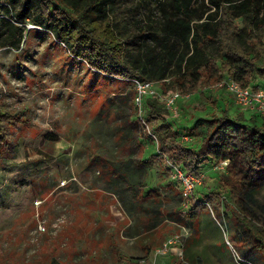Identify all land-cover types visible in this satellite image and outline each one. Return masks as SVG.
Wrapping results in <instances>:
<instances>
[{
    "label": "rangeland",
    "instance_id": "obj_1",
    "mask_svg": "<svg viewBox=\"0 0 264 264\" xmlns=\"http://www.w3.org/2000/svg\"><path fill=\"white\" fill-rule=\"evenodd\" d=\"M28 24L18 50L0 49V136H4L0 146V264H102L100 256L116 257L110 243L102 242V226L87 223L93 212L99 215L103 211L87 203H94L106 190L122 189L128 190L129 201L137 204L131 220L140 226L165 220V224L177 222L180 226L174 225L177 231L168 237L183 235L180 242L160 247L158 252L164 253L153 254L157 260L151 257L155 264H178L184 259V249L182 257L176 255L177 249L184 247L191 225L196 228L200 220L191 223L195 215L189 214L190 207L183 199L181 210L186 214L180 213L179 206L172 210L167 202L171 196L168 191L179 186L171 181V169L161 160L155 144L142 137L137 119L143 112L134 115V105H140L138 85L94 71L49 33L30 29ZM235 24L243 26L242 20H235ZM258 65L264 68V60ZM229 79L224 75L190 98L177 99L172 107L167 106L166 97L180 94L178 91L162 95L161 82L144 88L145 94L154 92L167 108L168 121L180 140L196 150L211 115L224 108L231 116L242 113L245 120L255 118L264 123V114L241 110L231 93L216 87ZM252 86L264 89V76L255 75ZM237 167L242 178L237 185L240 191L232 192L231 187L221 191L217 186L264 239V169L244 171L239 164ZM226 168L220 171L211 163L204 166L205 179L193 197L197 196L201 207L218 221L224 248L232 254L229 264H237L236 255L251 264H264V252L251 247V237L236 225L225 204L218 199L205 202L199 196L206 183L211 189L216 186L210 175L227 181ZM227 182L232 184L233 180ZM148 188L154 190L149 196L139 194ZM115 202V214L124 221L125 204L118 197Z\"/></svg>",
    "mask_w": 264,
    "mask_h": 264
},
{
    "label": "trees",
    "instance_id": "obj_2",
    "mask_svg": "<svg viewBox=\"0 0 264 264\" xmlns=\"http://www.w3.org/2000/svg\"><path fill=\"white\" fill-rule=\"evenodd\" d=\"M0 5V49L18 50L28 22L94 71L136 84L161 82L164 96L194 94L224 75L241 87L250 86L255 75L264 76L258 65L264 60V0H0ZM134 106L135 116L143 112L137 119L142 137L155 144L169 170L171 164L198 174L209 163L229 160L226 179L233 183L213 175L216 186L206 183L199 196L224 203L251 237V247L264 252V239L221 192L241 190L237 164L244 171L264 169V123L245 120L242 113L231 116L224 108L211 115L195 150L180 140L155 93L141 96L139 107ZM190 202L195 215L201 202Z\"/></svg>",
    "mask_w": 264,
    "mask_h": 264
},
{
    "label": "crops",
    "instance_id": "obj_3",
    "mask_svg": "<svg viewBox=\"0 0 264 264\" xmlns=\"http://www.w3.org/2000/svg\"><path fill=\"white\" fill-rule=\"evenodd\" d=\"M154 154L155 153H152L151 155ZM213 175L214 174L210 175L208 178H211ZM113 179L117 180V178ZM115 184L118 186V183ZM151 189L152 188L141 190L139 194L141 196L145 194L149 196L152 191H154ZM127 191L128 190L123 189L106 190L105 194H101L100 198H96L94 203H87L91 204L90 206L92 208L99 206L101 208L100 212L103 211V213H100L99 215L93 212V216L88 217V225L90 224L93 227L102 226L100 227L103 229L102 242L110 243L112 247L110 248V251H115L117 254L116 257H114L115 255L113 254H105L104 256L99 255L100 259L102 264H114V262L116 264H124L127 261H132L136 264L139 258H145L148 262H151L148 264H155L151 260V257L156 259L153 254H155V252L163 245L169 235L176 233L177 228L180 226L177 222H169L168 224H165L164 222L166 220L154 226H140L131 220L132 217L135 216L134 212L138 207L136 206L137 204L129 201ZM94 195L96 194L94 193ZM115 196H117L118 199L122 200L125 204L123 213L125 217L126 215L127 217L124 221L120 220L121 215L119 217L115 214V200L117 198ZM193 198L196 199V202L199 201L197 196H194ZM168 199L169 200L167 202L171 205L172 210L175 209L176 206H179L180 208L178 207V209L180 210L183 209L184 202L181 198L179 188L177 189L172 187L171 196ZM138 201L139 200L136 199V202ZM187 204L189 205V210L191 212L192 206L190 200ZM184 208L187 210L188 206ZM180 213L186 214L187 212L181 210ZM96 218H98L97 221ZM196 218H199L200 221L196 225V228H193L191 225L192 229L190 234H187L186 236V242L183 247L184 259H180L179 262H176H178V264H229V259L232 258V254L229 250L224 248V238L216 218L203 207L196 212L195 216L191 220V223H193L192 221ZM160 229H162L161 232H159ZM91 235H93V232H91ZM192 235L195 237L192 238ZM118 256L122 258L123 263L119 262L117 259ZM171 260L172 256L170 257L169 262H171Z\"/></svg>",
    "mask_w": 264,
    "mask_h": 264
},
{
    "label": "built area",
    "instance_id": "obj_4",
    "mask_svg": "<svg viewBox=\"0 0 264 264\" xmlns=\"http://www.w3.org/2000/svg\"><path fill=\"white\" fill-rule=\"evenodd\" d=\"M28 25H29L28 28H30V29L38 28L36 26L31 25L30 23ZM24 27H26L25 24H24ZM137 85L139 88V97L137 98V100L139 101L141 96H143L146 93L145 88H144V86L146 84L137 83ZM216 87H223L229 93H231L236 105L241 110L254 111V112H257L259 114H264V89H259L258 87H260V86H258V87L254 86V88H256V89H254L253 86H252V88L250 86L241 87L239 84H237L236 82L229 79L226 82H220V83L216 84ZM152 93H154V92H151L150 94H152ZM183 97L188 99L190 97V94L180 95L178 93H172V94L170 93L166 97V104L168 107H172V106H174V103L177 99L183 98ZM173 109H174V107H173ZM174 111H175V109H174ZM175 113H176V111H175ZM183 139L187 140L188 137L183 136ZM228 164H229V160H224L219 165H216V166H217L218 170L223 171L228 166ZM169 167L171 169V173H170L171 181L174 184H177L179 186L181 198L185 202L188 203L189 200H191V198H193V193H194V190L196 189V187L201 185L202 182L204 181L205 172H203L201 170V171H199L198 174H194V173L184 171V170L180 169L179 167L171 165V164H169ZM168 194H171V191H168ZM181 237H183V235L175 236L174 239H167V241L164 242L162 246L164 248H166L167 245L180 242ZM227 244H229V243L227 242ZM159 250H160V248L155 253L156 254L164 253L162 251L158 252ZM176 255L178 257H182L183 245L179 246V248L177 249ZM145 262H146L145 258H140L137 261V264H145ZM235 262L237 264H251V262L249 260L241 258L237 255L235 256Z\"/></svg>",
    "mask_w": 264,
    "mask_h": 264
}]
</instances>
